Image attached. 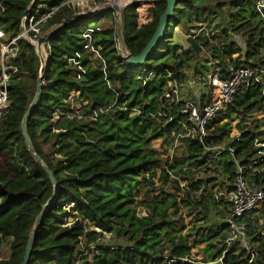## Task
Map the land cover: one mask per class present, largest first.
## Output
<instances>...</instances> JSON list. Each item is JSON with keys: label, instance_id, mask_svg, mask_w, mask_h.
Wrapping results in <instances>:
<instances>
[{"label": "trees", "instance_id": "16d2710c", "mask_svg": "<svg viewBox=\"0 0 264 264\" xmlns=\"http://www.w3.org/2000/svg\"><path fill=\"white\" fill-rule=\"evenodd\" d=\"M1 1L6 12L0 15V29L9 38L18 36L21 19L32 2L36 6L47 4L45 9L58 8L45 26L48 33L74 14L67 6L61 7L66 0ZM254 2L177 0L164 40L143 66L149 69L159 67L182 80L186 63L200 59L202 53L197 56L190 46L184 49L174 41L175 30L180 26L210 25L208 21L210 28L217 32L212 41L229 32L244 36L247 45L243 56L245 61H238L236 65L253 61L252 66H257L264 49V15L256 11ZM166 7L167 0H157L147 8L135 3L123 10L121 30L130 54L136 56L142 52L154 35ZM106 17L107 14H100L93 18L75 19L48 39L51 51L43 77L46 86L26 128L37 155L57 181L58 195L40 222L28 264H78L76 251L85 220L104 231L114 230L136 251L102 250L92 262L85 260L82 264H144L150 260L149 254L161 252L164 244L176 258L191 256L194 248H199L204 255V260L179 261L176 264H264V238L259 240L258 258L250 262V257L243 250L236 247L226 250L224 240L228 227L225 225L216 233H200L197 240L189 242L182 234L184 226L178 225L177 196L166 194L162 189L161 194L147 193L145 203L151 211L149 217L140 219L135 215L130 204L140 184L138 177L150 173V185L154 184L152 178L157 176L167 183L168 171L177 172L179 169L176 164L167 162L168 171L164 170L152 148L153 141L167 137L177 126L174 123L163 126L156 116L163 109L161 96L168 82L166 76L155 78L143 87L136 74L125 72L126 65L116 48V24L97 32L96 44L103 49L105 71L91 68L84 59L85 73L78 77L77 68L68 64L65 57L72 58L83 48L79 36L81 30L89 25H99ZM215 21L218 25L211 27ZM197 43L203 49L212 44L206 37L197 38ZM18 47V58L14 62L18 73L8 86L13 107L0 121V249L6 240L13 239L10 258L0 259V264H22L36 220L55 193L47 170L29 150L22 130V121L37 92L40 60L35 47L28 41H19ZM213 52L216 65L222 68L227 67V59L242 54L235 42L215 48ZM205 68L210 70L208 66ZM73 90L79 91L88 102V114L115 102L117 108L114 112L98 114L96 120L54 123L53 114L63 106V101ZM128 110H139L141 114L130 117ZM172 112H176V108ZM226 112L229 121L235 119V114L264 112V85L257 84L240 91ZM221 121L222 118H217L209 125L213 130L208 142H221L231 132L230 122L219 125ZM240 129L245 131L243 124ZM257 136L256 132L243 134L233 145L237 156L250 160L258 151L255 149ZM201 148L195 142L187 145L191 159L196 160ZM263 164L264 160L260 165ZM220 165L223 174L235 176L234 163L228 154L222 157ZM200 187L201 183L192 185L193 191ZM175 189L179 190L177 183ZM191 199L186 196L182 203L191 210L206 208L205 196L195 201ZM69 202L75 207L67 210L64 207ZM210 207L214 205L211 203ZM68 212L70 217L81 219L64 227L59 215H67ZM115 225L119 226L114 229ZM96 235L92 233L89 238ZM220 235L223 238L219 243L215 242Z\"/></svg>", "mask_w": 264, "mask_h": 264}, {"label": "built area", "instance_id": "2783aa9c", "mask_svg": "<svg viewBox=\"0 0 264 264\" xmlns=\"http://www.w3.org/2000/svg\"><path fill=\"white\" fill-rule=\"evenodd\" d=\"M154 1L157 0H66L61 6H67L74 14H84L88 18L100 14H112L116 24V48L126 65L125 72L136 74L137 80L142 83L143 87H146L155 78L161 79L166 76L168 80L161 96L163 109L156 116L163 126L174 123L177 128L167 137L153 141L152 148L157 152L156 158L164 170L168 171L167 162L176 164L179 169L177 172L168 171L169 181L167 183L157 176L152 178L154 184L150 185V173L139 176L140 184L134 192L130 206L135 209V215L138 218L144 219L151 214L145 203L149 191L156 195L161 194L160 189H162L166 194L176 195L179 209L178 225L184 226L182 234L189 242L197 240L200 233L205 235L208 233L209 226L202 228L198 225H203L204 221L210 218L214 212L218 216L223 213L224 218L218 228L223 225L228 227L224 240L226 250L232 247L241 249L250 257V262H253L259 256V240L263 238L259 233L251 232V222L255 221L254 225H259L264 219V164L260 165L264 160V112L235 114V119L229 121L226 118L228 114L226 111L234 103V99L240 91L257 84L264 85V49L259 55L260 63L257 66H252L253 61H250L249 64L236 65L238 61H245L243 56L247 45L241 37L234 35V42L242 50V54H235L232 59H227L226 68L218 67L211 55L208 73L198 71L194 78H190L184 71L182 80L176 79L171 72L161 71L159 67L155 69H149L143 65L131 67L127 63L130 52L126 48L123 35L122 37L118 36L119 28L122 29V16L120 18L117 16L114 6H119L124 10L135 3H140L144 8H147ZM45 6L47 4L38 6L35 2L30 4L21 19V29L17 37L9 38V35L0 29V121L11 112L13 107L8 86L12 77L18 73V68L14 65L19 53L18 42L26 40L35 47L41 67H46L48 63L51 46L47 41L39 50L38 41L48 33L45 26L58 8L45 9ZM254 6L258 13L264 15V0H255ZM5 12L6 7L0 0V15ZM69 18H65L63 22ZM101 31L103 28L99 25H89L83 28L79 33L82 38V50L72 58L65 57L70 66L77 68L78 77L85 73L84 59L87 60V64L91 68L105 71L106 61L102 55L103 49L96 44L97 32ZM181 33L186 40L192 37L197 41L199 37H206L210 38L212 43V38L217 32L203 23L184 28ZM204 51L205 49L202 48V52ZM181 52L180 50L179 53ZM185 87L187 89H184ZM186 91H191V95L188 96ZM117 95L119 97V94ZM116 108L117 102L107 108L97 109L93 114H88V102L79 91L73 90L63 101V106L53 114L52 121L58 123L61 120H96L98 114L114 112ZM175 108L176 112H172ZM128 111L130 117L141 114L139 110ZM217 118H222L219 125L230 122L231 132L221 142L213 140L208 142L213 130L209 128V125ZM241 124L245 131L252 125H255L256 128L259 127L258 131H255L258 134L255 149L258 151L251 156L250 160L237 156L233 147L242 137ZM193 142L202 147L196 160L191 159L187 150V145ZM225 154H228L234 163L233 174L235 176L233 178L222 172L220 162ZM255 157L258 158L255 159ZM176 183L179 185V190L175 189ZM199 183H201L200 189L193 191L192 185ZM186 196L191 197L193 201L205 196V200L212 203L214 207H210L209 210H205L204 207L191 210L182 203ZM72 205L75 207V204ZM216 208L219 210L215 211ZM169 213H172V209ZM59 219L62 221V226L68 227L81 218L60 214ZM117 226L119 225H115L114 229ZM92 233L97 235L90 239L89 235ZM250 235L252 237H249ZM249 238L252 239L249 240ZM129 247L130 245L123 238H119L114 230L104 231L95 223L85 220L84 231L80 236L79 247L76 251L77 263L82 264L85 260L92 262L93 258L99 256L102 250H135ZM149 257L150 260L144 264H176L179 261L192 262V260H196L193 254L184 259L173 257L166 244L161 252H157L155 255L149 254ZM221 261L222 259L219 260V262Z\"/></svg>", "mask_w": 264, "mask_h": 264}, {"label": "water", "instance_id": "95a60500", "mask_svg": "<svg viewBox=\"0 0 264 264\" xmlns=\"http://www.w3.org/2000/svg\"><path fill=\"white\" fill-rule=\"evenodd\" d=\"M176 5H177V0H167L166 10L160 16L158 27H157L154 35L150 39V41L147 43V45L145 46V48L142 50V52L139 55L135 56V55L130 54V56L127 58V63L131 67H140L149 61L150 57L153 55V53L155 52V50L157 49L159 44L164 40V38L166 36V33L168 31V27H169V20L172 18L173 14H174V10L176 8ZM114 9L117 12V16L120 18L122 16L123 10L119 6H114ZM81 17H84V14H73L68 20H65L64 22H62V24L60 26H58L57 28H55L51 32L47 33L45 36L41 37L38 41V45H39L38 49L40 50L42 45H44L48 41L49 37L52 34H54L56 31L60 30L62 27L66 26L67 24H70V22L73 19H78ZM118 36L122 37V30L120 28L118 30ZM187 43L190 45L193 52L197 56H199L201 54L202 47L197 43V41L194 38L189 37L187 39ZM44 71H45V66H42L41 70H40V77H39V81H38L37 92H36L35 98L31 104V106L27 110V112L24 116V119L22 121V130H23L24 139H25V141L29 147V150L35 155L37 160L39 162H41V164L47 170V172H48V174L52 180V183L54 185L55 193H54L53 197L44 205V209H43L42 213L39 215V217L36 220V224H35L33 233L31 235L29 244L27 246V250H26L25 256L23 258L22 264H28V261L31 257V253H32V249H33L35 234H36L37 229L40 225V222L42 221L44 215L48 212L50 206L56 202L57 195H58L57 181L55 180L52 172L44 164L43 160L37 155V153L34 149V146L31 142V139L29 137V134L27 132V128H26L27 122H28L34 108L36 107V105L39 102V98L41 96L42 89L46 86L45 80L43 78L44 77ZM249 131L250 130L242 132V135L249 132Z\"/></svg>", "mask_w": 264, "mask_h": 264}, {"label": "rangeland", "instance_id": "374dc122", "mask_svg": "<svg viewBox=\"0 0 264 264\" xmlns=\"http://www.w3.org/2000/svg\"><path fill=\"white\" fill-rule=\"evenodd\" d=\"M103 1V0H102ZM106 24L110 25L114 23V19L109 17H106L105 20ZM209 24L211 25L210 21H208ZM208 25V24H207ZM210 25L209 28H210ZM218 25V21H215L211 27H216ZM212 29V28H210ZM234 35L239 36L242 38L243 42L245 43V38L242 34H234L233 32H229L227 34H222L219 35L215 40L212 41V44L209 48H206L204 52H202V57L200 59H194L191 62H187L186 63V72L188 77L190 78H194L196 72L201 71L202 73H208V71L210 70H206V66H208L211 55L214 54L213 49H219V48H223L224 45H228L231 42H234ZM185 43V41H184ZM185 45H187L186 47H189L190 45L188 43H185ZM262 53V52H261ZM214 61V59H213ZM185 89V88H184ZM187 95L190 96L191 95V91H186ZM248 130H251L253 132L256 131V126L252 125ZM153 145V144H152ZM45 149H48V147H45ZM264 156V155H263ZM258 157H255V159ZM72 202H69L66 207L67 210L74 208V206L72 204H70ZM211 203L208 200H205V207H210ZM219 209L216 208L215 211H218ZM67 217H69V212L66 215ZM205 217V216H204ZM206 217H208V215H206ZM224 218L223 213H221L219 216L214 212L213 215L210 218H207L206 221H204L203 225H198V226H202V228L204 227H208V234L209 232H213L216 233L222 224V219ZM188 220V219H187ZM209 222V223H208ZM255 222V221H254ZM254 222H251V232H256L260 234V237L264 238V235H262L264 233V219L262 224H257L254 225ZM181 227H179L178 229H180ZM249 237H252L251 235ZM223 238V236H219L218 239L215 240V242L219 243L220 240ZM252 238H249V240H251ZM11 243H12V239H8L6 240L2 245H1V249H0V259L3 260H7L10 258L11 255ZM193 257L196 260H204V255L201 253L199 248H194L192 251Z\"/></svg>", "mask_w": 264, "mask_h": 264}, {"label": "crops", "instance_id": "0c3cea01", "mask_svg": "<svg viewBox=\"0 0 264 264\" xmlns=\"http://www.w3.org/2000/svg\"><path fill=\"white\" fill-rule=\"evenodd\" d=\"M108 15V17H109V19L110 18H113V15L112 14H107ZM106 20V18L105 19H103L102 20V22L99 24V26L100 27H102L103 28V31L105 30V29H107L110 25L108 24H106L105 21ZM115 24V23H114ZM184 26H180V27H178L176 30H175V34H174V41H176L177 43H179V44H181L183 47H184V49H186V48H188V47H186L187 45H185V43H187V40L185 39V37L182 35V30H184ZM184 41H185V43H184ZM185 89H187L186 87H185ZM184 90V89H183ZM185 91V90H184ZM12 241H13V239H12Z\"/></svg>", "mask_w": 264, "mask_h": 264}, {"label": "bare ground", "instance_id": "6f19581e", "mask_svg": "<svg viewBox=\"0 0 264 264\" xmlns=\"http://www.w3.org/2000/svg\"><path fill=\"white\" fill-rule=\"evenodd\" d=\"M45 54V53H44Z\"/></svg>", "mask_w": 264, "mask_h": 264}]
</instances>
